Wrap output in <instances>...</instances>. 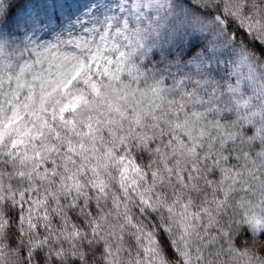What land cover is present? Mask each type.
<instances>
[{"label": "snow or ice", "instance_id": "1", "mask_svg": "<svg viewBox=\"0 0 264 264\" xmlns=\"http://www.w3.org/2000/svg\"><path fill=\"white\" fill-rule=\"evenodd\" d=\"M0 264H264V0H0Z\"/></svg>", "mask_w": 264, "mask_h": 264}, {"label": "clouds", "instance_id": "2", "mask_svg": "<svg viewBox=\"0 0 264 264\" xmlns=\"http://www.w3.org/2000/svg\"><path fill=\"white\" fill-rule=\"evenodd\" d=\"M23 0H7V4L9 8L15 12L17 10V7L20 3H22ZM5 23H7V14L0 15V26H3ZM19 264H23V261H20Z\"/></svg>", "mask_w": 264, "mask_h": 264}]
</instances>
